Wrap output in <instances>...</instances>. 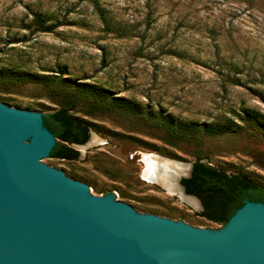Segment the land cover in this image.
I'll return each instance as SVG.
<instances>
[{
	"label": "rangeland",
	"instance_id": "obj_1",
	"mask_svg": "<svg viewBox=\"0 0 264 264\" xmlns=\"http://www.w3.org/2000/svg\"><path fill=\"white\" fill-rule=\"evenodd\" d=\"M36 14L50 32L36 30ZM47 77L129 106L71 112L91 125L87 144L75 146L78 160L45 163L94 196L222 231L227 223L206 220L179 191L143 176L145 154L188 169L195 149L264 188V0H0V103L55 110ZM246 111L261 115V131L245 126ZM147 114L179 127L243 128L177 148Z\"/></svg>",
	"mask_w": 264,
	"mask_h": 264
},
{
	"label": "water",
	"instance_id": "obj_2",
	"mask_svg": "<svg viewBox=\"0 0 264 264\" xmlns=\"http://www.w3.org/2000/svg\"><path fill=\"white\" fill-rule=\"evenodd\" d=\"M43 115L0 103V264H264V203L219 232L138 214L45 165L61 137ZM191 170L173 181L202 210L180 183Z\"/></svg>",
	"mask_w": 264,
	"mask_h": 264
},
{
	"label": "trees",
	"instance_id": "obj_3",
	"mask_svg": "<svg viewBox=\"0 0 264 264\" xmlns=\"http://www.w3.org/2000/svg\"><path fill=\"white\" fill-rule=\"evenodd\" d=\"M33 23L39 32L52 30V27L47 26L45 19L39 14L34 15ZM45 79L52 81V83L44 84L48 87L49 98L56 105V109L43 116L51 124L49 130L61 137L57 154L52 158L68 161L79 159L80 152L75 146L87 142L92 131L89 123L71 114L80 106L85 107L88 114L115 107L120 109H128L129 107L123 102L109 99L107 96L95 94L73 84H67L61 78L47 77ZM18 81L24 82L25 79ZM147 115L143 117L152 119L162 129L161 140L167 145L177 148L182 145L198 148L207 136L234 132L236 129L243 128L232 122L208 128L179 127L171 124L162 115ZM245 117V126L261 131L262 125L258 124L261 115L246 111ZM261 133L264 135L263 129ZM192 156L194 160L191 174L187 178H182L180 183L186 194L194 195L200 200L202 210L199 211V215L206 220L226 224L246 201L264 203V188L245 175L228 173L224 169L211 165L210 161H204L207 156L198 149H195Z\"/></svg>",
	"mask_w": 264,
	"mask_h": 264
},
{
	"label": "bare ground",
	"instance_id": "obj_4",
	"mask_svg": "<svg viewBox=\"0 0 264 264\" xmlns=\"http://www.w3.org/2000/svg\"><path fill=\"white\" fill-rule=\"evenodd\" d=\"M144 161L146 163V168L143 171V176L146 179L159 182L178 193V189L173 181V177L175 175L186 174L187 169L185 167L176 163H172L169 160L163 159L155 154H145ZM186 199L193 206H197V201L195 199Z\"/></svg>",
	"mask_w": 264,
	"mask_h": 264
}]
</instances>
